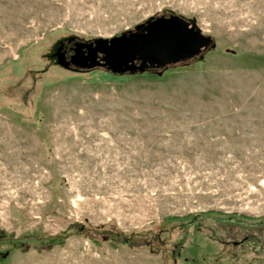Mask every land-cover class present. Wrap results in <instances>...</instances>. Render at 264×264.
I'll use <instances>...</instances> for the list:
<instances>
[{
  "label": "rangeland",
  "instance_id": "obj_1",
  "mask_svg": "<svg viewBox=\"0 0 264 264\" xmlns=\"http://www.w3.org/2000/svg\"><path fill=\"white\" fill-rule=\"evenodd\" d=\"M171 16L213 47L60 63ZM0 264H264V0H0Z\"/></svg>",
  "mask_w": 264,
  "mask_h": 264
},
{
  "label": "water",
  "instance_id": "obj_2",
  "mask_svg": "<svg viewBox=\"0 0 264 264\" xmlns=\"http://www.w3.org/2000/svg\"><path fill=\"white\" fill-rule=\"evenodd\" d=\"M94 43L104 47L90 51L85 68L107 67L118 76L190 61L214 45L213 39L202 34L195 25L175 16L151 19L115 39ZM99 53L104 57L99 59Z\"/></svg>",
  "mask_w": 264,
  "mask_h": 264
},
{
  "label": "flooded vegetation",
  "instance_id": "obj_3",
  "mask_svg": "<svg viewBox=\"0 0 264 264\" xmlns=\"http://www.w3.org/2000/svg\"><path fill=\"white\" fill-rule=\"evenodd\" d=\"M103 47L104 45L97 47L96 45L94 46L89 43L73 42L69 45L65 53L62 54V57L59 60L60 63H65V65H74L85 68V66L88 65L87 57L90 51L93 49L100 51ZM101 57H104V55L99 53V59H101ZM105 69H107V67H105Z\"/></svg>",
  "mask_w": 264,
  "mask_h": 264
}]
</instances>
